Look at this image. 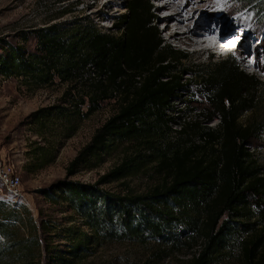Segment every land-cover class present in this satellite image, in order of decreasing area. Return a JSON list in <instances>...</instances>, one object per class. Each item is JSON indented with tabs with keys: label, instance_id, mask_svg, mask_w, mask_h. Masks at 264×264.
I'll use <instances>...</instances> for the list:
<instances>
[{
	"label": "trees",
	"instance_id": "obj_1",
	"mask_svg": "<svg viewBox=\"0 0 264 264\" xmlns=\"http://www.w3.org/2000/svg\"><path fill=\"white\" fill-rule=\"evenodd\" d=\"M232 1L257 13L264 8V0ZM150 8L148 0H127V13L109 32L87 21L36 28L33 50L23 44L27 35L16 42L0 39V76L31 90L65 85L55 103L30 114L37 140L27 151L28 172L52 164L63 143L106 101L115 104L113 114L70 160L67 175L92 169L119 147L124 155L98 183L67 176L42 190L89 230L71 233L65 251L71 258L46 241L54 226L37 221L23 203L0 197V264H72L93 250L92 243L108 241L195 248L185 264H216L232 247L238 264H264V171L249 146L263 127L241 121L255 108L261 83L232 60L197 64L163 44ZM186 73L207 105L208 121L217 116L215 126L176 114L172 104L186 86ZM176 125L179 130L172 129ZM172 133L176 138L166 140ZM154 162L161 181L146 192L100 187Z\"/></svg>",
	"mask_w": 264,
	"mask_h": 264
},
{
	"label": "rangeland",
	"instance_id": "obj_2",
	"mask_svg": "<svg viewBox=\"0 0 264 264\" xmlns=\"http://www.w3.org/2000/svg\"><path fill=\"white\" fill-rule=\"evenodd\" d=\"M174 1L181 4L183 17L192 13V23H207L211 27L212 36L208 38L207 48L202 51L177 45L163 31L165 23L161 17L173 10L159 13L156 9L162 1L148 0L151 6V25L156 27L163 44L188 55L189 60L197 64H207L210 59L211 62L232 60L240 70L254 76L261 83L255 108L243 115L241 121H256L263 127L262 134L258 139H252L249 146L264 171V8L257 13L256 9H243L232 0ZM126 4L127 0H0V39L16 42L21 35H27L23 44L33 50L36 41L33 30L54 23L62 28H70L80 21H87L96 24L102 31L109 32L113 28L112 22L127 13ZM260 7L262 8L261 5ZM233 35H240V42H243L240 49L225 56L214 52L217 50V41H226ZM184 78L186 86L181 96L172 104L175 111H178L176 114L182 116L181 120H197L201 126H215L218 123L217 116L214 121H208L204 110L207 105L197 94L198 88L193 78L189 73ZM64 88L65 85L57 84L31 90L16 78L0 76V157L13 161L21 174L23 204L31 210L37 221L44 220L54 226L44 234L46 241L57 253L71 258L65 252L73 243L70 235L74 232L88 233L89 230L76 213L67 209L60 197L58 199L61 202L58 203L44 195L42 190L68 176V163L89 142L95 130L113 114L115 104L112 101L103 102L98 111L82 121L76 134L63 143L52 164L37 172H28L25 169L28 162L27 151L37 140L33 125L30 124V114L42 106L55 103ZM172 129L179 130V126H173ZM176 136L177 134L172 133L166 136V140ZM120 151L121 147L116 152L99 158L101 162L92 169L80 168L68 178L83 183H98L102 176L124 160ZM153 152H156L155 149L142 150L146 155ZM155 164H140L133 173L123 178L101 181L100 187L118 193L146 192L161 181ZM91 246V252L83 253L84 257L73 258L72 264H185L191 256L190 252L195 251V248L190 251L175 250L162 244L142 246L124 241H108L102 245L92 243ZM236 254L231 247L216 264H238L235 262ZM58 262L53 264H59Z\"/></svg>",
	"mask_w": 264,
	"mask_h": 264
},
{
	"label": "bare ground",
	"instance_id": "obj_3",
	"mask_svg": "<svg viewBox=\"0 0 264 264\" xmlns=\"http://www.w3.org/2000/svg\"><path fill=\"white\" fill-rule=\"evenodd\" d=\"M161 1L162 2L156 9L159 13L168 11L170 9L173 10L172 13L162 14L161 16L164 18L165 23L163 31L168 33L169 39L174 40L179 46H186L193 49L194 51H202L207 48L206 46L208 38L212 36V33H210L212 31L211 27L208 26L207 23H192V21L190 20V18H192V13L188 14L186 17H183L181 13L184 10H182L180 3H176L174 0ZM169 20L172 21L170 22ZM237 36L239 35H233L226 41H223L221 43L231 44L229 43L230 39ZM239 41L240 39L238 40V42ZM239 43H237L236 49L234 51L240 49Z\"/></svg>",
	"mask_w": 264,
	"mask_h": 264
},
{
	"label": "built area",
	"instance_id": "obj_4",
	"mask_svg": "<svg viewBox=\"0 0 264 264\" xmlns=\"http://www.w3.org/2000/svg\"><path fill=\"white\" fill-rule=\"evenodd\" d=\"M21 174L13 161L0 157V197L24 203Z\"/></svg>",
	"mask_w": 264,
	"mask_h": 264
},
{
	"label": "water",
	"instance_id": "obj_5",
	"mask_svg": "<svg viewBox=\"0 0 264 264\" xmlns=\"http://www.w3.org/2000/svg\"><path fill=\"white\" fill-rule=\"evenodd\" d=\"M239 36H240V35H239ZM239 42H240V41H239ZM239 42H238V43H239Z\"/></svg>",
	"mask_w": 264,
	"mask_h": 264
}]
</instances>
